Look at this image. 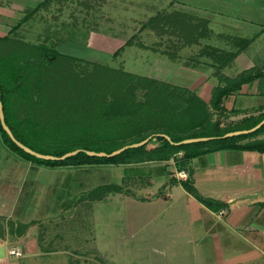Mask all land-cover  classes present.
<instances>
[{"label":"crops","instance_id":"1","mask_svg":"<svg viewBox=\"0 0 264 264\" xmlns=\"http://www.w3.org/2000/svg\"><path fill=\"white\" fill-rule=\"evenodd\" d=\"M214 2L220 4L215 10L202 4L192 7L213 36L207 40L195 34L193 45L206 41L232 50L243 40L250 41L222 69L229 78L251 69L257 72L222 103L225 114L239 120L241 115L264 110V53L258 47L248 53L254 42L264 43V17L232 13L234 0ZM261 2L258 6L264 12ZM18 11L17 6L0 4V37L10 35ZM162 56L149 61L144 76L186 88L210 103L219 84L211 62L198 63L208 65L210 76L197 80L205 69L195 64L170 66ZM263 138L261 133L252 139ZM157 145L154 140L147 147ZM182 157L183 152H178L164 161L50 168L17 156L0 138V264H30L55 254L42 248L40 234L46 223L51 226L62 212L87 203L89 217L97 220L96 245L112 252L108 264H264V153L224 149L188 160ZM179 170L188 174L202 198L222 205L207 206L188 193L174 176ZM106 185L120 190L97 192L96 198L86 199L90 191ZM78 198L83 199L74 205ZM13 246L23 250L22 257L7 256Z\"/></svg>","mask_w":264,"mask_h":264},{"label":"trees","instance_id":"2","mask_svg":"<svg viewBox=\"0 0 264 264\" xmlns=\"http://www.w3.org/2000/svg\"><path fill=\"white\" fill-rule=\"evenodd\" d=\"M48 2L49 0H42L33 9L25 12L11 28L10 34ZM156 19L155 15L149 21L153 22ZM189 33L191 34V31ZM194 38L195 36L189 39L188 43H194L196 41ZM249 43V40H243L235 51L206 44L197 54L199 58L206 57L205 59L211 60L214 75L219 80L209 103L214 112H224L222 104L224 99L238 91L243 83L257 76L254 69L242 72L235 78L222 74V69ZM129 45L130 39L126 40L112 57H116L122 47ZM75 59L77 57L63 54L46 44L28 43L10 35L0 37L1 102L5 122L15 138L34 151L56 157L75 149L111 153L122 146L151 138L145 145L127 148L112 157H94L80 151L63 160H45L19 148L0 125L2 144L17 156L40 166L58 168L164 161L178 152H183L184 160L224 149L264 153V138L252 139L264 133V125L249 134L222 137L227 132L255 126L264 119V114L244 118L239 127L222 129L218 122L211 121L207 104L198 95L169 82L88 61L92 68L84 78L86 83L78 87L77 84L83 78L76 76L69 69L72 64L69 61ZM63 61L68 68L58 72L59 68L56 66ZM67 80L70 82H66ZM102 83H105L104 87L100 86ZM73 85L76 86V91L72 90ZM67 86L70 87L69 90L64 89ZM77 91H82L86 99L90 97L86 110L82 111L86 112V115L82 116L80 121L72 119L74 116L71 117L72 113L76 114V110H73L70 101L75 98L76 93L78 94ZM137 91L141 93L138 95ZM180 117L183 119L182 125L184 122L188 123L183 131L185 134H178L175 131ZM72 127H75L74 131H71ZM160 134L167 135L170 140ZM196 137L212 139L176 144L184 139ZM154 140L158 145L148 148V144ZM181 184L203 204L211 207L222 205L202 198L193 187L189 176L181 180ZM119 190L120 187L106 185L90 191L88 196H95L97 192L104 194Z\"/></svg>","mask_w":264,"mask_h":264},{"label":"rangeland","instance_id":"3","mask_svg":"<svg viewBox=\"0 0 264 264\" xmlns=\"http://www.w3.org/2000/svg\"><path fill=\"white\" fill-rule=\"evenodd\" d=\"M40 1L42 0H0V4L17 6L19 11L15 16L17 15L21 19L25 12L33 9ZM214 1L49 0L45 7L35 12L28 21L21 24L13 34L11 33L10 37L33 44H46L63 54L77 57L74 61H69L72 63L69 69L76 76L83 78L77 84L78 87L86 83L84 78L92 68V64L88 61L103 63L117 70L123 69L146 75L145 69H147L149 61L159 55H163L162 58L170 66H176L173 63L178 65L183 63L188 67L195 64L194 67H200L203 71L205 69V74L201 73L196 76L198 80L199 77L203 79L205 75L210 76L206 71L208 65L202 67L198 63L206 62L208 64L207 62H211V60L201 57L202 61L196 62V59L199 58L197 54L209 42L193 45L188 41L195 34L204 36L207 40L213 36L209 34L208 27L203 25V20L194 16L192 7L202 4L210 10H215L216 7H220V4H216ZM234 3L237 4L233 6L235 11L233 10L232 13L234 14L241 15V17L243 15L254 17L256 14L262 13L264 17V12H261L258 6L262 3L261 0H240V2L234 0ZM155 15L157 19L150 22V18ZM129 39L131 45L122 47L120 53L116 57H112V54ZM257 47L264 53V43L260 42H254L248 49V53H253L254 48ZM98 48L104 52H98ZM232 50H237V46ZM56 68H59L58 72H63L68 67L63 61ZM176 77L174 75V79ZM185 81L187 82V79ZM176 84L179 85V83ZM100 86L104 87L105 83ZM69 88L67 86L64 89L69 90ZM76 89V86L73 85L72 90L76 91ZM77 92L75 98L70 101L73 110H76V114L72 113L71 117L74 116L72 119L80 121V118L86 115V112L82 111L86 110L90 97L86 99L82 91ZM140 93L141 91H137L138 95ZM207 108L211 121L218 122L222 129L239 127L245 120L232 119L225 112H214L209 103ZM182 121L183 119L180 117V122L175 127L178 134H185L183 131L188 123L184 122L182 125ZM72 130L74 131L75 127H72ZM98 195H101V192ZM93 197L96 198L97 194L95 196L87 195L86 199L91 200L94 199ZM81 199L83 198H78L73 204L76 205ZM88 205L87 203L81 207H73L71 212H62V215L55 218L56 222L53 221L51 226L46 223L44 231L42 230L43 234H40L43 241L42 248L46 251L56 252L32 260L30 264L109 263L107 258L112 252L103 251L96 245L97 220L89 217Z\"/></svg>","mask_w":264,"mask_h":264},{"label":"water","instance_id":"4","mask_svg":"<svg viewBox=\"0 0 264 264\" xmlns=\"http://www.w3.org/2000/svg\"><path fill=\"white\" fill-rule=\"evenodd\" d=\"M0 125L3 128V130L7 133V135L10 137V139L19 148H21L26 153H28V154L36 157V158L45 159V160H58V159L63 160L65 158H67V157L76 155L80 151H85V153L87 155L94 156V157H112V156H115V155L121 153L122 151H124L127 148H133V147H139V146L145 145L149 141V139L151 138V137H148V138H146V139H144V140H142L140 142L122 146L121 148H118V149L112 151L111 153H106L104 151L96 152V151H92V150L75 149V150L66 152L65 154H63L60 157H56V156L49 155V154H42V153H39L37 151H34L33 149H31L28 146L24 145L23 143H21L20 141H18L15 138V136L12 133V131L10 130V128L8 127V125L5 122V116H4V112H3V105H2V102H1V93H0ZM262 125H264V119L261 120L258 124H256L255 126L249 128V129L235 130V131L227 132L222 137L226 138V137L237 136V135H242V134H249V133H252V132L256 131ZM160 135H162L166 139L170 140V138L167 135H165V134H160ZM210 139H212V137L187 138V139H184V140H182V141H180V142H178L176 144L195 143V142L207 141V140H210ZM0 253H1V255H3V248H0Z\"/></svg>","mask_w":264,"mask_h":264},{"label":"built area","instance_id":"5","mask_svg":"<svg viewBox=\"0 0 264 264\" xmlns=\"http://www.w3.org/2000/svg\"><path fill=\"white\" fill-rule=\"evenodd\" d=\"M264 114V110H257L254 112L246 113L244 115L239 116V119L241 118H247L251 116H258ZM174 176L179 180H185L188 177V174L184 170H179L177 172H174ZM23 250L18 246H13L8 248L7 250V256L8 257H14V258H20L23 256Z\"/></svg>","mask_w":264,"mask_h":264}]
</instances>
